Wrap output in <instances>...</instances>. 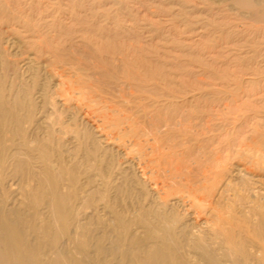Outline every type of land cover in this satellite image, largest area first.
<instances>
[{"label":"bare ground","instance_id":"obj_1","mask_svg":"<svg viewBox=\"0 0 264 264\" xmlns=\"http://www.w3.org/2000/svg\"><path fill=\"white\" fill-rule=\"evenodd\" d=\"M47 1L0 0L37 37L19 59L0 25V264H264V99L181 88L152 44L262 35L264 0Z\"/></svg>","mask_w":264,"mask_h":264},{"label":"rangeland","instance_id":"obj_2","mask_svg":"<svg viewBox=\"0 0 264 264\" xmlns=\"http://www.w3.org/2000/svg\"><path fill=\"white\" fill-rule=\"evenodd\" d=\"M57 1L56 0L55 1L48 0L47 3L53 5ZM175 1L176 0H171V1L170 0H166V2H165V0H158L156 2L160 3V4L162 3V5L164 4L167 7L166 10H167V13L169 14V13H173L174 11L176 12V10H178L177 12H181V10H182V8L180 6V1L181 0H177L178 2L177 1L175 2ZM191 1L192 2H188L187 6H191V5L194 4L193 0H191ZM169 3H172V4H169ZM174 6H175V9H174ZM199 6L202 7L201 5H199ZM151 8H152V10L154 9L153 7H150V9ZM232 12H233V10L231 12H228V13L232 14ZM205 15L204 14H200V15L196 14L194 16L195 18L193 17L192 19L195 20L196 18H198L201 21L197 22V23L193 22L192 24H190L191 26L188 25L189 23L186 24V25L183 24V23L179 24V26H180V28L178 29L179 32L177 33V36L174 35V37L176 36L175 37V41H174L173 35H172L173 38L171 37V35H167L169 37L161 36L162 38L161 37L157 38V39H155L156 42L155 41H153L154 43L152 42V44H154V46L156 45L157 50H158L159 53H162V55L166 54V55H163V56L167 57L166 59H168L170 57L169 60L167 61V62H169L168 63L169 65H170V62H173L175 64V65H173V63H171V66H169L167 64L165 70L168 71L169 68H167V67L169 66L170 70L172 72H170V70L168 72H170L171 74H175L177 76H180L179 78H181L184 75L182 77L183 81L180 79L181 82L178 81L179 83L178 82L175 83V85L177 84V86L182 84L181 88H184V87H188L189 88L190 87V89H191V86L196 84L198 81H199V84H204V82L207 81V82H209V84H211L210 87L215 88V89H218V88L220 89L221 86L224 84V85H226L228 87L230 86L229 88H232V89L237 87L236 88L237 89V92H236V96H237L236 100L237 101H235L236 104H240L238 99H240L241 96L238 95V93H239L243 97L240 100L245 98V100L247 101V102H245V104H249L248 99H247V98H249V101L252 102L251 106H255V107L260 106V104H262V102H260V101L264 99V33L261 35V34H259L257 32L253 33L251 31H249V32L248 31H243L244 30V26L240 25V22L238 20H234V16L233 15H232L231 18L228 19V21L230 20V22H231L230 24H228L230 26H226L224 29H222V32L220 31V29H219L220 32L218 31V29L216 31L212 32V30H209L210 27L208 25H207V27L204 26V22L205 21L203 22V20H205V18H204ZM5 17L1 16V24L2 25L1 24L0 25L4 26L3 30L6 29L5 30L6 34L7 33L15 34L16 36L15 35H13V36L16 37L17 39H14V40L15 41L17 40L18 44H19V41L21 43L23 42L19 46L20 48L17 46L18 45L17 43H14L13 47H9L8 45H6V46L9 49L11 48L9 51L13 55L16 54L15 55L16 58H19V59L20 58H24L28 54L29 51H32V52L34 51L35 45H33L32 42L35 41V40L37 41V37L35 39V37L33 36L34 33L28 31L27 28H25V25L23 23H21V25H19L20 23H16V25L15 24H10V23H13V22H10V20L8 21V19H6L7 17L6 18ZM165 17H168V16H163V19H166ZM65 21H68V20L66 19ZM195 21H197V19ZM235 23L237 24V26H235L236 25ZM233 25L235 26V28H234ZM13 26H15V27H13ZM228 27H229V29H228ZM232 27H233V29H232ZM9 28H11V30ZM14 28H16V29H14ZM230 29L232 30V32L230 31ZM164 30L166 31L167 28L164 29ZM241 30H242L243 33L240 32ZM15 31L17 33H15ZM229 31L231 33H233V32L235 33V31H236V33H235L236 35L233 33L232 36L228 37L227 36V32L229 34ZM162 33H167V32H162ZM254 34H256L258 37L256 35H254ZM153 35H155V34H153ZM164 38H166V39H164ZM167 38H168V40H167ZM148 39L149 38H147V40ZM178 39L180 41L181 40L182 41L180 42ZM177 41H179V43ZM27 43H32V45L28 44V46H27ZM189 44H190L191 47L189 46ZM29 45H30V47H29ZM39 45H41V44H39ZM27 47H28V49H27ZM182 47H183V49H182ZM30 48H33V49H30ZM184 52L185 53L187 52V53L185 54ZM198 52H199V54H198ZM20 53H21V55H20ZM188 53L191 56H189ZM192 54H193V56H192ZM175 55H177V56H175ZM172 56L174 57V60L172 59L173 58ZM202 61H203V63L206 62L205 63L206 66L202 63ZM176 65H177V67H175ZM171 67L172 68L175 67L174 70H172ZM178 68H179V70H178ZM174 71H176V72H174ZM192 73H193V75H192ZM195 75H196V77H195ZM26 76H27V74L25 73L24 77L26 78ZM221 76L224 77V78H221ZM191 77L195 78V79H192ZM206 77L207 78L210 77V78L207 79ZM226 80H228V81L226 82ZM234 80H235V82H234ZM185 81H187V82H185ZM202 81H204V82H202ZM238 81H239V83L241 85L238 84ZM230 83H232L235 87L232 84H230ZM236 83L239 86L236 85ZM190 84H191V86H190ZM172 85H174V84H172ZM175 85L173 87H176ZM243 90L244 91L247 90V91H245L246 95L244 94ZM248 90L249 91L251 90V91L249 92ZM253 90H255L257 93L255 91H253ZM253 94H255L256 96L253 95ZM251 95H252V97H250ZM217 97H219L218 98L219 99V104L220 103L223 104V107L225 106L224 104L227 105V103H229V105H230V102H231L230 109H228L229 114L231 112V109L236 107V104H235L234 101H232V100L230 101V100L224 99V96H221V93L218 94ZM221 98H223L224 100L221 99ZM250 98H252V100H250ZM254 98H255V102L256 103L253 101ZM256 98L258 99V102H257ZM220 99H221V101H220ZM242 101L244 102V100H242ZM233 103H234V105H233ZM254 103L256 105H253ZM221 104H220V106H222ZM232 105H233V108H231ZM223 107H221V108H223ZM227 108H228V105H227ZM223 109L225 110L224 112H225V116L226 117H230V118L232 117L233 118L234 113H233L232 116H230V115L227 116L226 114H228V113H226L227 112L226 111L227 110L226 107H224ZM224 112H222V113L224 114ZM232 112H231V114H232ZM217 114L221 115V113H217ZM223 114H222L221 117L217 116V118L218 119L219 118L223 119L222 118ZM221 119H219L220 121H218L217 119L215 121L216 122H221L222 121ZM225 119L222 122L226 123V121H228V122L231 121V119H229V118H225Z\"/></svg>","mask_w":264,"mask_h":264}]
</instances>
